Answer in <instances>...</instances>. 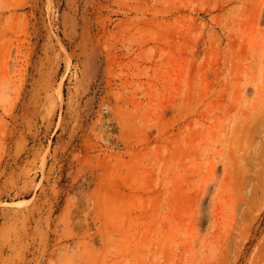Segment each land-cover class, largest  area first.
Instances as JSON below:
<instances>
[{"label": "rangeland", "instance_id": "1", "mask_svg": "<svg viewBox=\"0 0 264 264\" xmlns=\"http://www.w3.org/2000/svg\"><path fill=\"white\" fill-rule=\"evenodd\" d=\"M263 105L264 0H0V264H264Z\"/></svg>", "mask_w": 264, "mask_h": 264}, {"label": "bare ground", "instance_id": "2", "mask_svg": "<svg viewBox=\"0 0 264 264\" xmlns=\"http://www.w3.org/2000/svg\"><path fill=\"white\" fill-rule=\"evenodd\" d=\"M247 129L249 132H252L254 142L259 140L263 142L264 136L261 132L264 131V105L262 106L257 117L250 121V125ZM262 146L263 148L261 156L264 157V144H262Z\"/></svg>", "mask_w": 264, "mask_h": 264}]
</instances>
